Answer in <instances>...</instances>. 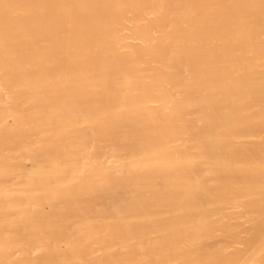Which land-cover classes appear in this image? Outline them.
I'll return each instance as SVG.
<instances>
[{
  "label": "bare ground",
  "instance_id": "1",
  "mask_svg": "<svg viewBox=\"0 0 264 264\" xmlns=\"http://www.w3.org/2000/svg\"><path fill=\"white\" fill-rule=\"evenodd\" d=\"M0 264H264V0H0Z\"/></svg>",
  "mask_w": 264,
  "mask_h": 264
},
{
  "label": "rangeland",
  "instance_id": "2",
  "mask_svg": "<svg viewBox=\"0 0 264 264\" xmlns=\"http://www.w3.org/2000/svg\"><path fill=\"white\" fill-rule=\"evenodd\" d=\"M192 134H194V133L187 134V135H185V136L192 135ZM239 179H240V178H237V177H234V178H233L234 181H235V180H239ZM237 240H241V239L239 238V239H237Z\"/></svg>",
  "mask_w": 264,
  "mask_h": 264
}]
</instances>
